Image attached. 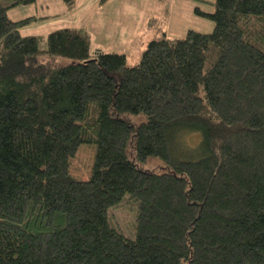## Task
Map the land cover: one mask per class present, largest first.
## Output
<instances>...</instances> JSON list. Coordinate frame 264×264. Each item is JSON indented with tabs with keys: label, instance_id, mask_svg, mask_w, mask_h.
<instances>
[{
	"label": "trees",
	"instance_id": "trees-1",
	"mask_svg": "<svg viewBox=\"0 0 264 264\" xmlns=\"http://www.w3.org/2000/svg\"><path fill=\"white\" fill-rule=\"evenodd\" d=\"M37 1L0 0V264H264V0L203 1L210 32L163 35L132 67L84 29L24 35L49 17L8 11Z\"/></svg>",
	"mask_w": 264,
	"mask_h": 264
},
{
	"label": "rangeland",
	"instance_id": "rangeland-1",
	"mask_svg": "<svg viewBox=\"0 0 264 264\" xmlns=\"http://www.w3.org/2000/svg\"><path fill=\"white\" fill-rule=\"evenodd\" d=\"M79 1V0H78ZM77 1V3H78ZM214 0H114L101 13L97 7L86 9L84 6L67 10L60 0H38L36 4L19 6L8 11L12 21L29 17H49L45 24H33L21 32L26 35H48L60 28L73 26L85 27L88 31L92 53L123 54L127 66L139 63L147 44L159 40L163 35L177 40L185 36L188 30L208 33L212 24L194 15L198 7L205 12L212 8L202 3ZM76 3V5H77ZM74 7V6H73ZM71 10V12H70ZM99 12V17L92 12ZM119 18H123L121 21ZM100 20V21H99ZM200 137L195 133H185L182 143L187 147L198 144ZM94 149L82 146L70 162V174L74 179L87 180L92 168ZM151 162L147 168L159 167ZM134 214L131 207L122 204L110 211L111 224L128 237L134 236ZM133 232V233H132Z\"/></svg>",
	"mask_w": 264,
	"mask_h": 264
},
{
	"label": "crops",
	"instance_id": "crops-1",
	"mask_svg": "<svg viewBox=\"0 0 264 264\" xmlns=\"http://www.w3.org/2000/svg\"><path fill=\"white\" fill-rule=\"evenodd\" d=\"M77 1L78 0H76L75 1V5H74V7L73 8H75V6H77V7H81V6H84L86 9H89L90 7H97V9H99L100 10V13L102 12V11H104L106 8H108L111 4H112V1H114V0H107L104 4H101L100 3V0H79L78 1V3H77ZM76 3H77V5H76ZM72 8V9H73ZM67 10H69V9H67ZM70 12H71V10H70ZM100 13L99 12H95V11H93L92 12V14L93 15H97L98 17H99V15H100ZM33 17H35V16H33ZM101 17H103V14L101 13ZM36 18H46V16L45 17H36ZM47 20H50V19H44V20H42V21H40V22H36V23H33V24H45V23H47L48 21ZM119 20H121V21H123L124 19L123 18H119ZM100 21V20H99ZM33 24H31V25H33ZM30 25V26H31ZM70 29H84V30H86L87 31V29L85 28V27H78V26H73V27H69ZM60 29H63V28H60ZM58 30V29H57ZM211 31V30H210ZM88 32V31H87ZM31 35H34V34H31ZM34 36H41V37H45L44 35H34ZM47 36V35H46ZM91 41V40H90ZM92 47V46H91Z\"/></svg>",
	"mask_w": 264,
	"mask_h": 264
}]
</instances>
